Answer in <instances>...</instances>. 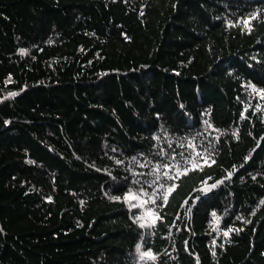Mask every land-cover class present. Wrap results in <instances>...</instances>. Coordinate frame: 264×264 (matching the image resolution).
Returning a JSON list of instances; mask_svg holds the SVG:
<instances>
[{"label":"trees","instance_id":"obj_1","mask_svg":"<svg viewBox=\"0 0 264 264\" xmlns=\"http://www.w3.org/2000/svg\"><path fill=\"white\" fill-rule=\"evenodd\" d=\"M0 264H264V0H0Z\"/></svg>","mask_w":264,"mask_h":264},{"label":"snow or ice","instance_id":"obj_2","mask_svg":"<svg viewBox=\"0 0 264 264\" xmlns=\"http://www.w3.org/2000/svg\"><path fill=\"white\" fill-rule=\"evenodd\" d=\"M129 199H135V197H129ZM145 256H149L150 253H144Z\"/></svg>","mask_w":264,"mask_h":264}]
</instances>
